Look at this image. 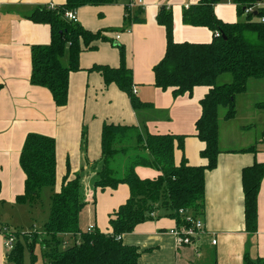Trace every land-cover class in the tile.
<instances>
[{"label": "crops", "instance_id": "0c3cea01", "mask_svg": "<svg viewBox=\"0 0 264 264\" xmlns=\"http://www.w3.org/2000/svg\"><path fill=\"white\" fill-rule=\"evenodd\" d=\"M138 1L142 4L137 5ZM198 2L116 0L111 6H87L75 12L77 23L84 30L105 32L106 38L123 46L125 64L132 72L133 92L140 102L151 105L147 110L135 112L125 93L115 85L104 87L98 73L89 71L93 66L116 68L119 65L118 50L110 42H96L95 51L79 55L80 69L69 75L67 104L56 108L47 90L30 84V50L33 46L50 43V28L35 24L27 17L36 8L62 6L65 0H0V229H18L31 220V205L17 203V198L24 193L25 181L19 156L28 134L42 135L55 141L54 192L59 190L65 175L72 177L80 171L83 174L85 169H91L98 162L104 123L134 126L150 135L187 136L183 151L175 152V164L184 159L189 166L204 165L200 158L202 143L193 136L195 122L201 115L199 102L207 88L196 87L191 96L174 98L170 90L154 87L152 71L165 53V31L156 23L161 7L171 10L175 43L205 44L211 41L212 33L207 29L182 23L183 9ZM137 10L143 21L120 32L127 15H133ZM214 11L224 23L238 20L231 0H221ZM262 81L247 82L248 88L246 85L245 92L235 99V116L246 95L250 99L248 106L253 110L258 111L257 104H264ZM255 90L263 93L251 96ZM225 114V108H218L220 153L215 169L205 175V212L200 219L205 234L195 246L177 248L172 235L176 228L175 220L160 218L139 224L122 237L124 245L141 253L138 264H243L246 256L252 260L264 258V177L257 196V229L254 235H249L244 228L241 184L244 168L264 164V140L252 142L246 139L243 129L247 127L229 129L228 125H233L235 119L225 121ZM83 129L87 139L85 149L81 144ZM135 173L141 180H153L159 176L158 172L143 167L136 168ZM88 190H83L87 205L79 216V223L84 218L88 221L84 231L93 226L108 233L109 216L125 204L129 189L126 185H119L115 190L101 191L93 187L90 192ZM4 240L0 234V264H5L7 254ZM68 240L66 238L65 245ZM212 240L215 245L211 244Z\"/></svg>", "mask_w": 264, "mask_h": 264}, {"label": "trees", "instance_id": "16d2710c", "mask_svg": "<svg viewBox=\"0 0 264 264\" xmlns=\"http://www.w3.org/2000/svg\"><path fill=\"white\" fill-rule=\"evenodd\" d=\"M238 17L235 23H224L215 15V6L221 0H199L182 11L183 25L205 28L212 33L209 43H175L171 10L161 7L156 23L165 31V53L154 66V87L170 90L174 98L191 96L196 87L207 88L200 100L201 115L195 122L194 138L202 143V166H189L184 159L176 165V151H183L187 136L150 135L134 126L104 123L100 134V158L91 166L94 170V189L115 190L126 185L129 197L109 216V232L98 229L81 231L79 216L87 205L83 193L82 171L63 177L60 188L50 197L48 220L40 233L33 231L21 235L8 228L0 229L4 239L14 237L12 249L5 256V264L33 263V250L39 246L45 264H138L141 253L122 243L142 223L168 218L176 227L187 226V218L198 220L205 212V175L215 169L218 149V108L226 109L225 121L234 119L235 99L243 94L249 80H264V1L231 0ZM116 0H65L62 6L40 7L27 17L35 24L47 25L51 39L46 46H33L30 50V84L47 90L56 108L68 101L69 75L79 71L78 58L82 52L95 51L96 42H110L119 53V65L93 66L104 87L115 85L129 99L133 111L147 110L150 104L140 102L133 92L132 72L125 64L123 46L104 36L92 33L77 22L65 18L67 12L82 7L114 5ZM248 9H253L246 13ZM127 15L120 32L142 22L139 10ZM139 13V14H138ZM140 17V18H139ZM119 32V31H118ZM64 59L66 65H64ZM229 75L230 81L219 83L220 77ZM264 110V104H257ZM86 148V130L81 136ZM250 151V150H249ZM19 166L25 175L24 193L17 203L29 205L39 200L42 189L55 187V141L38 134L25 138ZM149 168L159 173L153 180H141L135 169ZM264 177V164H253L241 172L243 192L244 228L249 235L257 229V196ZM31 236H41L36 242ZM35 238V237H33ZM66 238L72 239L65 247ZM215 264V263H213ZM243 264H264V258H244Z\"/></svg>", "mask_w": 264, "mask_h": 264}, {"label": "rangeland", "instance_id": "374dc122", "mask_svg": "<svg viewBox=\"0 0 264 264\" xmlns=\"http://www.w3.org/2000/svg\"><path fill=\"white\" fill-rule=\"evenodd\" d=\"M64 65H66V61L64 59ZM252 80V79H251ZM230 81V76L229 75H223L219 79V83L222 84L224 82ZM254 82V81H252ZM264 82V81H262ZM262 88H264V83L261 85ZM248 88V85H247ZM252 92L251 96L258 95L260 93H263V91L259 92L258 90H255ZM249 95H246L243 97V106L235 116V123H232L233 125H228L229 129H240L239 127H247L243 129V135L246 137V139L254 142L258 141L260 139L264 140V112H260L253 110V108H249L248 104ZM244 110V111H243ZM245 111H247L245 113ZM226 126V125H225ZM86 129V128H85ZM224 135V133H223ZM256 145V144H255ZM91 170V171H90ZM75 175V174H73ZM82 176V185H83V190L84 189H89L88 192H90L92 189V182L94 180V172L92 169H85ZM84 180V181H83ZM92 180V181H91ZM55 189V188H54ZM53 193V190L51 188H44L41 190L40 195H39V200L36 203L31 204V207L29 209L30 211V223L24 224L22 226H19L17 228H12V231H17L21 235H26L29 234L30 232L36 231L40 233L44 223L48 220L49 217V211H50V197ZM84 193V191H83ZM83 218V217H81ZM88 223L86 219H82V222L79 223V228L81 231L85 230V225ZM95 229L93 226H90ZM177 229V227L175 228ZM203 235L199 236L197 239H195L191 244L188 246H195L199 238H201ZM32 239L36 242L41 236H31ZM35 237V238H33ZM13 238V244H14V237ZM70 245V239L68 240V244L65 245V247ZM4 247L7 251V253L12 249H9V247L6 246V240H4ZM186 247V246H183ZM177 248H182V247H177ZM33 263L32 264H45L44 259L41 256L40 248L39 246H35L33 250ZM24 261L26 264H29V254L25 253V258Z\"/></svg>", "mask_w": 264, "mask_h": 264}, {"label": "built area", "instance_id": "2783aa9c", "mask_svg": "<svg viewBox=\"0 0 264 264\" xmlns=\"http://www.w3.org/2000/svg\"><path fill=\"white\" fill-rule=\"evenodd\" d=\"M141 1L137 2V5H141ZM131 6H135V4H131ZM51 8H53V6H50ZM253 9H248L246 11V13L251 12ZM65 18L73 23L77 22V18H76V13L75 12H67L65 14ZM118 37V36H117ZM116 37V39H117ZM188 222L187 226H179L177 229H175L172 232L173 237L175 238V243H176V247H183V246H188L193 244L192 242L197 239L199 236L204 235L205 231H204V225L203 222L198 219L196 221L194 220H190L189 218H187L186 220ZM93 228L89 227L87 229V231H92ZM6 240V246L9 247V249L11 248V246L13 245V238L10 237ZM215 241L212 240L211 244L215 245Z\"/></svg>", "mask_w": 264, "mask_h": 264}, {"label": "water", "instance_id": "95a60500", "mask_svg": "<svg viewBox=\"0 0 264 264\" xmlns=\"http://www.w3.org/2000/svg\"><path fill=\"white\" fill-rule=\"evenodd\" d=\"M262 1H264V0H259V2H262Z\"/></svg>", "mask_w": 264, "mask_h": 264}]
</instances>
